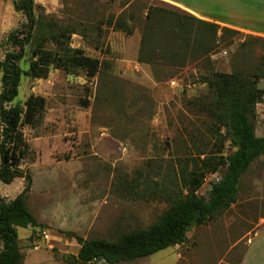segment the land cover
Here are the masks:
<instances>
[{"label":"rangeland","instance_id":"1","mask_svg":"<svg viewBox=\"0 0 264 264\" xmlns=\"http://www.w3.org/2000/svg\"><path fill=\"white\" fill-rule=\"evenodd\" d=\"M182 1L199 13L264 29V0H222L216 7L209 0ZM34 3L36 12L42 7L60 23L73 25L71 46L102 62L91 78L83 70L70 74L60 69H51L45 78L23 76L15 100L24 101L31 93L45 98L43 111L22 128L29 152L20 167L37 182L26 202L43 226L17 227L21 264H66L65 256L76 254L79 247L67 231L84 238L114 239L121 231L151 225L167 209L164 200L123 194L116 187L118 181L140 172L161 183L179 159L211 148L208 119L197 105L206 92L201 76L252 71L264 55V38L232 28L235 33L216 37L208 55L189 53L180 63H169L159 55L152 64L139 63L141 20L136 19L133 32L126 35L107 26L106 17L117 15L128 4L137 18L144 4L181 10L163 0ZM24 20L12 0H0V60L12 50L8 34ZM28 51L27 46V57ZM259 85L264 87L263 78ZM254 124L256 135H264V95L256 103ZM230 151L225 145L224 152ZM219 177V172L208 174L197 193L207 197ZM19 187L16 178L0 181V199H13ZM263 217L264 155L241 176L235 202L206 224L191 227L184 243L116 264H239L247 239H257L252 233ZM42 230L48 237L34 242L33 236Z\"/></svg>","mask_w":264,"mask_h":264},{"label":"trees","instance_id":"2","mask_svg":"<svg viewBox=\"0 0 264 264\" xmlns=\"http://www.w3.org/2000/svg\"><path fill=\"white\" fill-rule=\"evenodd\" d=\"M12 5L25 20L8 34L12 50L0 60V181L10 183L21 177L24 186L13 199H0V264L22 263L17 227L43 226L27 205L32 178L20 165L29 152L22 128L43 111L45 98L31 93L24 101H15L21 78H45L51 69L70 74L83 70L91 78L102 65L98 58L71 46L73 25L60 23L55 16L45 14L42 7L36 12L34 0H12ZM142 8L139 18L128 4L105 19L112 30L126 35L133 32L134 21L141 20L139 63L152 64L159 55L169 63H180L189 53L202 57L212 51L216 37L236 32L185 11L152 4ZM262 78L264 55L252 71H213L201 76L206 92L197 99V105L208 119L211 148L198 149L179 159L164 173L161 183L137 172L130 179L119 180L116 186L135 199L164 200L167 209L151 225L121 231L114 239L84 238L67 231L79 247L76 254L65 256V263L116 264L147 257L184 243L191 227L206 224L234 203L241 176L264 155V135H256L254 124L256 103L264 95V87L259 85ZM225 145L232 151L224 152ZM216 172L220 177L211 183L208 196L198 194L205 177Z\"/></svg>","mask_w":264,"mask_h":264},{"label":"crops","instance_id":"3","mask_svg":"<svg viewBox=\"0 0 264 264\" xmlns=\"http://www.w3.org/2000/svg\"><path fill=\"white\" fill-rule=\"evenodd\" d=\"M163 1H165L167 4L173 6V7L177 8L181 11L191 13L198 18L208 20V21H212V22H215V23H218L221 25H225V26L231 27L233 29H237L238 31H241L245 34H252V35H256L258 37L264 38V29L263 28H256V27L250 28V27H246L244 25H240L237 23H232L233 21L223 20L220 17H216V16L210 15L208 13H204V12L199 13L193 7H191L189 4L185 3L182 0H163ZM209 1L212 4H214L215 7L217 5L220 6L221 2H222V0H209ZM227 10H230L231 13L234 14V10H232V9H227ZM43 177L44 176H42V179H43ZM31 178H32V184H31V188H30L29 193H32L34 191V189L36 187L35 184H37L35 177L31 175ZM48 178L49 177H47L46 179H48ZM16 179H18L20 182L19 190L21 191L23 189V186H24V179L21 177H18ZM257 226H258V228L256 230H254L252 233L253 236L257 237V239L253 240L250 237V242L247 243V246L244 249V252L242 254L241 261L239 264H264V217L260 219ZM178 245L179 244H176L175 247Z\"/></svg>","mask_w":264,"mask_h":264},{"label":"built area","instance_id":"4","mask_svg":"<svg viewBox=\"0 0 264 264\" xmlns=\"http://www.w3.org/2000/svg\"><path fill=\"white\" fill-rule=\"evenodd\" d=\"M48 237V234L44 231V230H42L41 232H40V235H36V237H34L33 236V238H34V242H36L35 240H39V239H46ZM37 238V239H36ZM250 242V238H248L247 239V243H249ZM35 248H36V245H35Z\"/></svg>","mask_w":264,"mask_h":264}]
</instances>
